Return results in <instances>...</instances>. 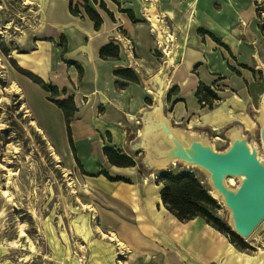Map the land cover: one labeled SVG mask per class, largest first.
<instances>
[{
  "label": "crops",
  "instance_id": "0c3cea01",
  "mask_svg": "<svg viewBox=\"0 0 264 264\" xmlns=\"http://www.w3.org/2000/svg\"><path fill=\"white\" fill-rule=\"evenodd\" d=\"M63 1L57 11L33 0L40 28L44 21L48 28L39 31L19 62L56 86L57 99L73 97L72 158L85 181L123 210L130 221L128 241L138 239L165 251L177 264H264L262 252L238 249L203 218L179 221L161 201V183L154 177L143 180L141 162L112 165L103 152L111 147L134 159L140 149L139 124L157 104L159 87L164 114L174 126L210 139L236 125L247 133L264 98V4L260 16L255 0H103L108 14L100 0H86L102 19L96 28L83 0L76 1L80 14ZM150 12L159 19L161 37ZM109 43L118 47V55L102 58L99 51ZM120 69L131 70L137 79L116 74ZM205 87L218 96L211 106L196 95ZM47 106L65 121L60 108L52 102ZM39 113L45 120L42 129L52 137L47 128L51 113ZM64 128L60 141L71 149L65 122ZM104 172L121 179L110 180ZM179 231L184 233L176 236ZM195 242H200L196 249ZM99 247L93 251L98 261L109 260L111 246Z\"/></svg>",
  "mask_w": 264,
  "mask_h": 264
},
{
  "label": "rangeland",
  "instance_id": "374dc122",
  "mask_svg": "<svg viewBox=\"0 0 264 264\" xmlns=\"http://www.w3.org/2000/svg\"><path fill=\"white\" fill-rule=\"evenodd\" d=\"M35 1L57 11L61 3L65 5L63 0ZM38 18L33 0H0V264H177L165 251L152 249L138 239L128 241L130 221L123 210L85 181L71 149L65 140L60 141L65 121L47 106L50 94L26 75L29 71L19 62L39 31L48 28L44 21L41 29ZM12 83L23 94L15 93ZM39 111L51 113L47 128L52 137L42 129L45 120ZM247 135L262 154L258 125L254 124ZM211 141L217 149L228 144L224 134L213 136ZM143 154L141 149L134 154L137 163ZM144 169L143 180L189 170L208 187L203 172L178 162ZM217 202V215L227 223L229 211ZM111 233L124 243L125 253H119L120 245L109 239ZM242 240L250 245L244 252L264 254V220ZM107 244L112 251L109 260L103 257L98 261L93 251ZM193 245L196 249L200 242Z\"/></svg>",
  "mask_w": 264,
  "mask_h": 264
},
{
  "label": "water",
  "instance_id": "95a60500",
  "mask_svg": "<svg viewBox=\"0 0 264 264\" xmlns=\"http://www.w3.org/2000/svg\"><path fill=\"white\" fill-rule=\"evenodd\" d=\"M160 96L155 105L159 113L155 112V116L160 117L161 130L158 138L146 145L152 154L151 163L141 146L142 139L138 141V147L144 152L142 165L151 169L178 162L203 172L216 197L211 195L229 211L227 225L231 231L242 239L248 238L264 220V98L258 114L253 115L258 125L261 154L241 125L225 132L228 144L222 149L215 148L204 133L174 126L164 114ZM228 177L239 179L237 185H228Z\"/></svg>",
  "mask_w": 264,
  "mask_h": 264
},
{
  "label": "trees",
  "instance_id": "16d2710c",
  "mask_svg": "<svg viewBox=\"0 0 264 264\" xmlns=\"http://www.w3.org/2000/svg\"><path fill=\"white\" fill-rule=\"evenodd\" d=\"M70 1V11L73 14H80L78 6L80 5L77 2L73 5L72 0ZM84 3L82 7L84 8L86 14L93 20L96 28L102 22L101 17L88 5L86 0H83ZM96 2L97 0H93ZM257 10L261 16V8L263 7L264 0L262 2H257ZM99 5L102 9L106 10L108 14H111L105 6L103 0L99 1ZM128 15L133 18L131 11H125ZM262 20V19H261ZM262 26H264V21H262ZM99 55L102 58L107 57H117L118 47L113 43L102 47L99 51ZM131 70L120 69L117 70L116 74L125 75L132 80H136L137 77L132 73L129 74ZM26 75L35 83L39 84L44 90L49 91L50 95L47 96V99L54 103L58 108H60L64 115V120L66 123V130L68 141L71 146L72 152L74 153V148L71 139L70 126L69 123L73 117V114L76 110L73 97L70 95L63 99H57L56 96L59 95L58 89L56 86L44 82L37 75L27 72ZM207 93H209L210 98H207ZM196 95L200 101H205L211 106L213 100H217L218 96L209 88H204L203 91L197 89ZM206 99L208 101H206ZM103 152L109 161L110 164L116 166H133L135 165V160L126 155L122 154L119 150H115L111 147H104ZM76 163H78L77 158L74 156ZM106 177L110 180H119L120 177H112L107 172H104ZM156 181L161 183L160 197L161 201L179 221H188L194 217H201L211 226L224 233L230 240V242L237 247L238 249H250V245L242 240L239 236L233 233L230 227L227 225L226 221L222 220L218 215L217 211L219 209V204L217 199H215L209 192L208 187L202 183V181L189 170H182L179 172H165L163 174H158L156 176Z\"/></svg>",
  "mask_w": 264,
  "mask_h": 264
},
{
  "label": "bare ground",
  "instance_id": "6f19581e",
  "mask_svg": "<svg viewBox=\"0 0 264 264\" xmlns=\"http://www.w3.org/2000/svg\"><path fill=\"white\" fill-rule=\"evenodd\" d=\"M148 17H149V20L151 21L152 23V26L155 27L156 29H158L159 31V19L157 18V16L153 13V12H150L148 13ZM159 36L161 37V33L159 31ZM2 67L0 66V69ZM155 81L156 83L161 86L162 83H163V80L161 79L160 76H156L155 78ZM11 88L12 90L15 92V93H22V90L21 88L15 84V83H12L11 85ZM23 94V93H22ZM162 94V91L159 87L158 89V93L155 91L154 92V95L155 97H159V95ZM155 110H153L152 112H150L149 114H147V116L144 118L143 120V126L142 128L139 130V133H138V136L141 137L142 141H143V150L146 151L147 153V159H148V162L151 163L152 162V154L151 152L146 148V145H147V142L153 138H158L159 136V131L161 130V126H160V117H158L157 115L155 116V112L156 113H159V108L154 106ZM148 112V111H147ZM144 115V114H143ZM32 124H34V122H32ZM260 144V143H259ZM175 163V162H173ZM164 165H158V166H155L154 168H163ZM236 178L234 177H228L227 180H226V183L230 186H236L237 185V182L235 180ZM239 180V179H238ZM4 194H6V192H4ZM211 194L216 197L215 193L214 192H211ZM10 196V195H9ZM109 239L110 240H115L117 241L116 244H119L120 245V252L121 254L125 253V245L124 243H122L121 241H119L116 236L114 234H109L108 235ZM246 239V238H245Z\"/></svg>",
  "mask_w": 264,
  "mask_h": 264
},
{
  "label": "built area",
  "instance_id": "2783aa9c",
  "mask_svg": "<svg viewBox=\"0 0 264 264\" xmlns=\"http://www.w3.org/2000/svg\"><path fill=\"white\" fill-rule=\"evenodd\" d=\"M157 46L160 48V46H161L160 43H158Z\"/></svg>",
  "mask_w": 264,
  "mask_h": 264
}]
</instances>
